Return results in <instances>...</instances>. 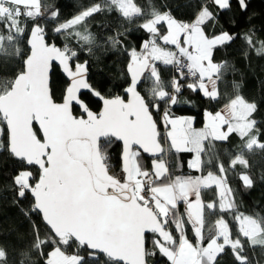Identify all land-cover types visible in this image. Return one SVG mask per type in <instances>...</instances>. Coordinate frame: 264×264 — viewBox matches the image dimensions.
<instances>
[{"label":"snow or ice","instance_id":"snow-or-ice-1","mask_svg":"<svg viewBox=\"0 0 264 264\" xmlns=\"http://www.w3.org/2000/svg\"><path fill=\"white\" fill-rule=\"evenodd\" d=\"M235 5L246 13L249 0ZM191 9L178 18L155 0H86L61 19L46 0H0V183L30 225L26 248L0 244V264H223L229 254L253 264L249 253L264 252V211L242 210L231 185L254 186L257 104L229 96L200 128L173 111L190 103L185 89L218 103L235 69L216 51L240 39L261 56L264 39L254 27L209 31L233 0ZM98 15L115 19L94 32ZM133 32L145 33L138 47L127 42ZM99 50L126 57L122 93L91 81L80 53ZM56 67L66 77L59 98ZM184 153L196 175L176 174Z\"/></svg>","mask_w":264,"mask_h":264},{"label":"trees","instance_id":"trees-1","mask_svg":"<svg viewBox=\"0 0 264 264\" xmlns=\"http://www.w3.org/2000/svg\"><path fill=\"white\" fill-rule=\"evenodd\" d=\"M48 3H54L59 8L61 19L71 18L77 11L78 3H85L86 0H46ZM143 3L144 0H138ZM157 5L167 3L178 18H186L191 15V4L193 0H155ZM115 19L114 16L106 17L98 15L94 20L90 21L94 32H102L100 27L102 23H111ZM235 20V25L230 21ZM249 27L257 29V37L264 39V0H249V8L246 13H240L233 0V10L221 15L219 23L213 29L209 27V31L219 32L221 29L246 32ZM51 37V34H50ZM141 38H146L143 32H133L127 39L128 44L139 46ZM61 39L55 42L59 45ZM243 40L237 39L234 43L226 48L218 49L215 53L217 61L227 59L234 67L235 71L230 72L226 77V83L221 85V91L224 94L222 99L217 103L209 101L198 93H194L185 89L180 99L190 101L189 104L177 105L173 111L177 116L194 117V126L202 127L204 121L205 110H219L226 102L229 96L236 94L242 95L249 102L257 104V111L254 118L264 124V55L258 56L252 50H247ZM80 60L89 61V76L91 81L97 87H103L105 94L122 93V86L125 81V63L126 57L122 53L103 52L102 50L94 51L93 54L87 52L80 53ZM167 76L168 73L165 72ZM50 86L57 98L60 97L66 77L62 74L59 67H56L50 75ZM238 85V89L233 85ZM98 103V102H97ZM233 143L238 138L232 137ZM119 147L115 149V155H118ZM145 155V162L150 163V157ZM189 154H181L179 159L184 163L182 169L176 174H189L191 170L187 168V160ZM252 165L251 175L254 180V186L251 189L242 187L238 178L231 181L232 187L239 190V198L241 200L242 210L247 212L264 211V153L257 151L249 155ZM196 175L197 173L191 172ZM0 244L8 246L11 254L12 249H24L30 243V225L20 212V208L10 202V194L4 189L0 183ZM205 196L210 198L211 192H205ZM253 264H264V252L259 248L255 252L249 253ZM223 264H233L232 258L225 255Z\"/></svg>","mask_w":264,"mask_h":264},{"label":"crops","instance_id":"crops-1","mask_svg":"<svg viewBox=\"0 0 264 264\" xmlns=\"http://www.w3.org/2000/svg\"><path fill=\"white\" fill-rule=\"evenodd\" d=\"M203 126V125H202ZM197 128H200V127H197Z\"/></svg>","mask_w":264,"mask_h":264},{"label":"water","instance_id":"water-1","mask_svg":"<svg viewBox=\"0 0 264 264\" xmlns=\"http://www.w3.org/2000/svg\"><path fill=\"white\" fill-rule=\"evenodd\" d=\"M50 83H51V80H50Z\"/></svg>","mask_w":264,"mask_h":264}]
</instances>
